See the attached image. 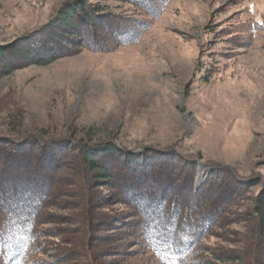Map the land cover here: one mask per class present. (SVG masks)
Masks as SVG:
<instances>
[{
	"label": "rangeland",
	"instance_id": "obj_1",
	"mask_svg": "<svg viewBox=\"0 0 264 264\" xmlns=\"http://www.w3.org/2000/svg\"><path fill=\"white\" fill-rule=\"evenodd\" d=\"M65 1L0 0V47L38 29ZM164 2L149 17L129 0L110 1L114 12L149 23L135 43L112 52L66 53L50 64L20 65L3 76L0 136L8 134L5 124L13 121L20 133L44 129L64 143L117 141L137 156L147 155L134 160L131 178L146 162L161 165L173 185L181 182L184 170L178 159L157 154L167 147L197 158V186L207 161L255 176L240 187L229 170L217 173L208 193L224 208L218 230L199 244L202 251L245 261L257 231L252 208L264 179V0ZM40 36L41 31L31 37ZM60 146L43 152L41 170L53 169L51 162L60 156L67 164L54 175L37 212L42 250L36 259L40 264H83L84 211L92 222L90 241L100 249L95 254L99 264H153L152 253L139 248L151 243L136 227L139 217L133 215L140 213L119 200L125 197L121 188L96 184L79 156ZM146 147L154 151L142 152ZM121 153L122 170L132 154ZM68 154L71 158L64 160ZM102 156L98 162L121 175L114 167L118 163ZM119 181L128 184L125 176Z\"/></svg>",
	"mask_w": 264,
	"mask_h": 264
},
{
	"label": "trees",
	"instance_id": "obj_2",
	"mask_svg": "<svg viewBox=\"0 0 264 264\" xmlns=\"http://www.w3.org/2000/svg\"><path fill=\"white\" fill-rule=\"evenodd\" d=\"M110 1H65L38 29L15 39L7 46L0 47V80L20 65L43 66L66 53H76L84 49L112 52L137 42L141 34L148 30L149 23L114 12ZM129 2L137 5L138 12L141 11L149 17L159 13L165 4L164 0ZM40 31L43 36L33 40L31 36L39 34ZM17 124L13 121L6 123L8 134L0 136V264H40L36 259V254H40L42 250L38 240L39 231H36L39 224L36 219L37 212L45 195L53 187L54 175L66 166L67 161L61 163L60 156L51 162L53 169L44 170H41V163L45 159L43 152L57 144H61L62 150H69L79 156L81 164L91 169L96 184L107 182L110 183L108 186L121 188L125 197L119 200L126 202L128 207L130 204L131 210L140 213L133 215L135 218L139 217L136 227L139 235L151 243H142L139 248L141 250L144 247L145 252L152 253L153 264H194L200 260L205 261L203 264H264V259L258 260L260 256L264 258V179L252 208L257 231L252 234V244L246 251L247 259L244 261L240 256H231L224 252L219 254L209 249L202 251L199 244L205 236H210L218 230L217 221L221 209L224 208L221 204L216 206V199L208 193V186L212 184L217 173L229 170L232 179L239 182L240 187L251 183L255 176H244L235 169L207 161L204 163V179L197 186L194 182L199 167L197 158L193 155H179L180 152L175 147H167L156 152L178 159L177 165L184 170L178 185H173V180L165 177L161 165L155 164L151 167V164L146 162L145 166L139 169L138 176L131 178L134 176V160L147 155L137 156L131 152L133 150H128L119 142L109 139L94 143L87 139L81 140V143H64V138L48 134L44 129L20 133L21 127ZM36 146L40 149L33 150ZM121 151L132 154L129 163L125 164L128 167L122 170L118 163L122 156ZM148 151L154 150L147 147L142 149L144 153ZM100 155L115 160L118 164L114 167L120 170L121 175L115 174L117 171L112 172L108 163L98 162L96 157ZM70 158L68 154L64 160ZM124 176L129 185L123 182L124 185L120 184L119 179ZM137 177L141 181L138 182ZM133 188L135 190L129 193V189ZM82 215L87 232V241L85 238L81 247L79 245L82 263L99 264L95 254L100 253V249L90 241L92 222L87 213L84 214L83 211ZM96 224L98 225V222H95ZM148 245L152 248L147 247Z\"/></svg>",
	"mask_w": 264,
	"mask_h": 264
}]
</instances>
